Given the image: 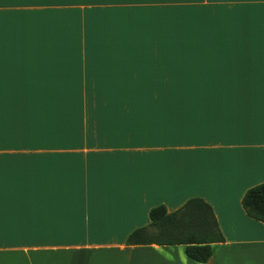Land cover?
I'll use <instances>...</instances> for the list:
<instances>
[{
  "label": "crops",
  "instance_id": "0c3cea01",
  "mask_svg": "<svg viewBox=\"0 0 264 264\" xmlns=\"http://www.w3.org/2000/svg\"><path fill=\"white\" fill-rule=\"evenodd\" d=\"M0 183V264H264V0H0ZM196 198L209 262L127 244Z\"/></svg>",
  "mask_w": 264,
  "mask_h": 264
},
{
  "label": "trees",
  "instance_id": "16d2710c",
  "mask_svg": "<svg viewBox=\"0 0 264 264\" xmlns=\"http://www.w3.org/2000/svg\"><path fill=\"white\" fill-rule=\"evenodd\" d=\"M193 204L204 209L203 215L189 214L188 206ZM242 206L250 218L264 223V184L249 189ZM149 215L152 230L135 231L128 237V245H183L189 259L207 263L213 256L212 244L224 242L211 206L202 199H192L174 213L158 206Z\"/></svg>",
  "mask_w": 264,
  "mask_h": 264
},
{
  "label": "snow or ice",
  "instance_id": "6c2138e0",
  "mask_svg": "<svg viewBox=\"0 0 264 264\" xmlns=\"http://www.w3.org/2000/svg\"><path fill=\"white\" fill-rule=\"evenodd\" d=\"M246 39H247L246 33L242 32V35H241L242 57H243V55H246V53L244 52V43H245ZM230 79L232 82L233 92L239 98V102H240L241 106H243L247 102L248 86H249V81H250V75L248 72L246 61H244L242 59L238 83L236 80L234 68L232 69ZM3 195H4L3 185H2V183H0V223H2V219H3ZM187 210L189 211L190 215L196 214V213L203 215V213H204V209L199 208L195 204L188 206Z\"/></svg>",
  "mask_w": 264,
  "mask_h": 264
},
{
  "label": "rangeland",
  "instance_id": "374dc122",
  "mask_svg": "<svg viewBox=\"0 0 264 264\" xmlns=\"http://www.w3.org/2000/svg\"><path fill=\"white\" fill-rule=\"evenodd\" d=\"M173 79H184V77H174Z\"/></svg>",
  "mask_w": 264,
  "mask_h": 264
}]
</instances>
